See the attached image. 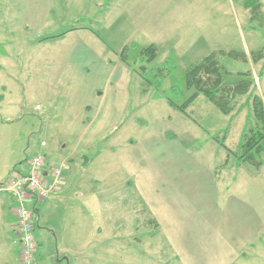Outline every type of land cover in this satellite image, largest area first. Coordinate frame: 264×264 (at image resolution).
I'll return each mask as SVG.
<instances>
[{
    "label": "rangeland",
    "instance_id": "rangeland-1",
    "mask_svg": "<svg viewBox=\"0 0 264 264\" xmlns=\"http://www.w3.org/2000/svg\"><path fill=\"white\" fill-rule=\"evenodd\" d=\"M245 1L0 0V102L4 105H0V120L12 123L0 128V166H15L22 171L38 152L51 164H66V200L57 213L50 215L58 238L43 225L52 238L53 250L91 243L100 263L178 264L150 223L146 208L125 185L117 155L126 138H135L147 121L155 120L175 134L202 166L215 170L223 165L226 152L211 138L221 137L229 127L228 148L234 151L241 142L252 95L264 99V59L257 64L221 59L230 73L226 78L229 84L249 80L238 73H249L253 82L250 94L237 99L231 119L203 96L187 111L192 121L167 101L181 105L192 94L185 86V73L199 59L217 51L248 54L264 47V6L259 18L250 22V14L243 7ZM150 45L157 47L158 58L143 73L139 53ZM124 47L128 66L119 60ZM83 50L124 66L125 83L121 81L118 86V106L123 92L128 99L126 107L120 108L113 132L121 140H113L112 134L73 155L71 138H48L52 129L46 132L47 126H59L53 116L48 125L47 100L71 54ZM236 164L230 157L227 167L218 173L219 188L227 185L230 194L254 206L264 219V166L256 169L240 164L242 171H237L233 169ZM47 220L45 215L41 223ZM75 228V240H63L61 234L71 235ZM36 231L35 221V236ZM245 261L264 264V232L261 243Z\"/></svg>",
    "mask_w": 264,
    "mask_h": 264
},
{
    "label": "crops",
    "instance_id": "crops-1",
    "mask_svg": "<svg viewBox=\"0 0 264 264\" xmlns=\"http://www.w3.org/2000/svg\"><path fill=\"white\" fill-rule=\"evenodd\" d=\"M258 1L262 11L264 0ZM125 75L124 66L103 55L90 50L73 52L47 100L48 125H51L53 116L59 126H47L46 132L52 129L48 138L59 141L61 137L71 138L74 141L73 155L81 154L112 134L111 138L119 142L121 138L113 132L116 131L120 108L126 107L128 99L123 92L118 106V86L121 81L125 83ZM0 105L4 106L2 102ZM86 116L90 121L84 126ZM11 124L0 120V128ZM125 141L117 155L125 185L134 191L146 208L150 223L158 230L176 262L246 264V258L261 243L264 232V219L254 206L230 194L227 185L222 184L223 188H219L221 180L214 175L216 169L206 168L192 158L177 136L162 123L147 121L135 138H126ZM42 143L46 146L45 142ZM44 156L45 167L57 165L51 164ZM12 169L0 166V183L10 177ZM233 169L242 171V166L236 164ZM65 195L63 177L59 191L37 205L36 263L51 264L53 260L52 264H110L109 260L98 261L96 248L91 247V243L51 248L52 238L44 229L49 227L47 230L58 238L50 215L63 206ZM45 215L48 220L43 224L41 220ZM73 215L77 218L75 211ZM75 232L76 228L71 235L61 234V237L63 240L66 237L73 239ZM43 243L47 244L45 250ZM0 264H20L14 202L6 194L0 195Z\"/></svg>",
    "mask_w": 264,
    "mask_h": 264
},
{
    "label": "trees",
    "instance_id": "trees-1",
    "mask_svg": "<svg viewBox=\"0 0 264 264\" xmlns=\"http://www.w3.org/2000/svg\"><path fill=\"white\" fill-rule=\"evenodd\" d=\"M243 6L250 14V22L259 18L261 5L258 0H246ZM126 49L127 47H124L119 54V60L123 65L128 66L125 60L127 57ZM224 57L243 64L249 62L257 64L264 59V47L259 51L248 54L217 51L199 59L190 65L185 73V86L187 90L192 91V94L181 105H176L170 100L167 101L168 105L181 113L186 119L192 121L187 111L200 96H203L222 115L231 119L237 99L250 94L253 82L249 73H238L239 77L248 78L249 80L229 84L226 78L230 73L221 64V59ZM157 58L158 49L155 45L142 49L139 53V69L145 73L146 66L155 62ZM158 72L161 71L158 70ZM144 83L149 82L144 80ZM89 121L90 118L86 116L82 124L85 126ZM243 129L241 142L234 151H231L226 145L229 127L224 129L221 137L212 136L211 139L226 152L225 162L214 172L216 178H219L218 173L227 167L230 157L235 158L237 165L249 164L256 169L264 166V99L258 95H252L251 97L250 112L247 115ZM168 137L173 138L172 135H168ZM15 171L16 167L12 169V173Z\"/></svg>",
    "mask_w": 264,
    "mask_h": 264
},
{
    "label": "built area",
    "instance_id": "built-area-1",
    "mask_svg": "<svg viewBox=\"0 0 264 264\" xmlns=\"http://www.w3.org/2000/svg\"><path fill=\"white\" fill-rule=\"evenodd\" d=\"M44 158L42 153H36L22 171H15L0 183V195H9L14 202L20 264H37L36 208L59 191L67 169L64 163L47 168Z\"/></svg>",
    "mask_w": 264,
    "mask_h": 264
}]
</instances>
